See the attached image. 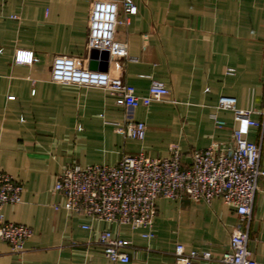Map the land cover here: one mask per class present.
I'll use <instances>...</instances> for the list:
<instances>
[{
    "label": "crops",
    "instance_id": "1",
    "mask_svg": "<svg viewBox=\"0 0 264 264\" xmlns=\"http://www.w3.org/2000/svg\"><path fill=\"white\" fill-rule=\"evenodd\" d=\"M93 0H0V172L22 187L21 202L0 210L3 222L27 226L24 264H122L108 261L96 243L110 230L126 239L127 264H175L174 251L209 252L218 264L239 226L233 207L159 199L154 237L142 230L93 222L55 211L64 198L52 194L56 176L78 164L114 166L123 155L163 158L176 147L188 161L194 150L231 144L237 127L233 113L216 109L221 96L236 99L240 110L262 127H251L247 140L260 147L264 170V0H132L136 15L122 9L107 69L145 96L152 80L170 94L161 102L125 110L98 88L50 81L56 56L86 58ZM17 50L33 52L31 66L16 65ZM105 62V61H102ZM101 64V63H100ZM233 75H227V69ZM12 97V99H9ZM224 121L215 126L210 114ZM142 122V141L120 136L113 123ZM91 225L93 231L83 230ZM251 257L264 264V177L258 180L248 228ZM18 256L0 240V264Z\"/></svg>",
    "mask_w": 264,
    "mask_h": 264
},
{
    "label": "built area",
    "instance_id": "2",
    "mask_svg": "<svg viewBox=\"0 0 264 264\" xmlns=\"http://www.w3.org/2000/svg\"><path fill=\"white\" fill-rule=\"evenodd\" d=\"M120 9L129 16L137 13L132 0H93L87 57L56 56L50 69V81L58 85L102 89L114 98L117 106L129 111L161 102L170 92L164 84L152 80L147 95L139 96L135 88L124 81L122 66L116 74L88 69L91 50L109 53L114 47L117 27L123 24L119 20ZM13 61L16 65L31 66L36 59L33 52L17 50ZM102 61V57L97 58V65ZM226 74L233 75L234 70L227 69ZM216 109L233 113L237 127L233 130L231 144H213L204 150H194L187 162L178 148L171 147L168 156L163 158L139 153L123 155L114 166L71 164L56 176L51 193L61 195L64 203L54 205V210L93 222L142 230L141 236L149 239L154 237L159 199L177 200L184 195L192 203L205 204L219 199L234 208L239 226L232 230L229 247L220 255L218 264H258L251 257L248 228L258 180L264 177V170L259 166L260 147L248 141L247 134L249 128L262 127L263 123L251 118L252 111L238 109L233 97L221 96ZM209 117L216 127L225 125L216 114ZM112 125L123 138L138 141L145 138L146 125L142 122ZM21 195L22 187L15 178L0 172V210L6 205L19 204ZM81 228L93 231L90 224ZM32 235L30 227L3 222L0 217V240L18 256L16 264H24L25 244ZM96 243L108 261L122 264L131 261L126 252L131 242L113 236L110 230L100 231ZM174 256L175 264H197L199 260L212 259L209 252L192 250L186 253L181 245L175 247Z\"/></svg>",
    "mask_w": 264,
    "mask_h": 264
},
{
    "label": "water",
    "instance_id": "3",
    "mask_svg": "<svg viewBox=\"0 0 264 264\" xmlns=\"http://www.w3.org/2000/svg\"><path fill=\"white\" fill-rule=\"evenodd\" d=\"M108 55L109 53L107 51L91 50L89 53L90 60L88 64V69L106 72ZM99 57H102L105 62H102L101 64L97 65L96 59Z\"/></svg>",
    "mask_w": 264,
    "mask_h": 264
}]
</instances>
